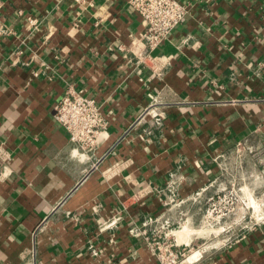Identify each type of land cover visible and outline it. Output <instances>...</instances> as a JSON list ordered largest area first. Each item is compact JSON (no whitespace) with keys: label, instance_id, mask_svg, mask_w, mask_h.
Masks as SVG:
<instances>
[{"label":"crops","instance_id":"crops-1","mask_svg":"<svg viewBox=\"0 0 264 264\" xmlns=\"http://www.w3.org/2000/svg\"><path fill=\"white\" fill-rule=\"evenodd\" d=\"M128 1L0 0V264H157L149 220L203 246L188 264H264V227L201 221L264 162V0H179L154 50ZM70 92L106 119L90 152L53 119Z\"/></svg>","mask_w":264,"mask_h":264},{"label":"built area","instance_id":"built-area-1","mask_svg":"<svg viewBox=\"0 0 264 264\" xmlns=\"http://www.w3.org/2000/svg\"><path fill=\"white\" fill-rule=\"evenodd\" d=\"M128 4L142 20V37L149 50L157 48L188 13L187 5L179 0H129ZM29 24L35 21L30 19ZM53 119L83 152L93 150L107 125L97 102L81 93L62 96L53 107ZM8 159L7 152L0 148V160L5 163ZM261 165L247 182L231 181L206 200L202 225L212 229L214 237L224 235V246L244 231L264 227V162ZM154 222H144L140 229L130 232L143 239L157 264H188L191 251L201 254L203 246L194 249L177 244V228L170 222L165 220L153 227Z\"/></svg>","mask_w":264,"mask_h":264},{"label":"bare ground","instance_id":"bare-ground-1","mask_svg":"<svg viewBox=\"0 0 264 264\" xmlns=\"http://www.w3.org/2000/svg\"><path fill=\"white\" fill-rule=\"evenodd\" d=\"M189 232L187 228H184L183 231H181L178 235H179V238L181 239L180 241H185L186 237L189 235Z\"/></svg>","mask_w":264,"mask_h":264},{"label":"rangeland","instance_id":"rangeland-1","mask_svg":"<svg viewBox=\"0 0 264 264\" xmlns=\"http://www.w3.org/2000/svg\"><path fill=\"white\" fill-rule=\"evenodd\" d=\"M183 230H184V229H183ZM183 230H182V231H183ZM178 234H179V233H178ZM178 238H179V235H178ZM179 239H180V238H179Z\"/></svg>","mask_w":264,"mask_h":264}]
</instances>
